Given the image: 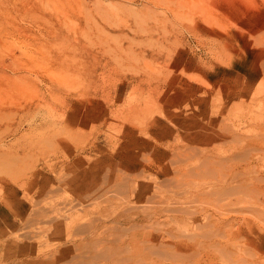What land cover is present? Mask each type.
Masks as SVG:
<instances>
[{"label":"rangeland","instance_id":"rangeland-1","mask_svg":"<svg viewBox=\"0 0 264 264\" xmlns=\"http://www.w3.org/2000/svg\"><path fill=\"white\" fill-rule=\"evenodd\" d=\"M72 2L0 31V264H264V82L201 71L264 0Z\"/></svg>","mask_w":264,"mask_h":264},{"label":"crops","instance_id":"crops-1","mask_svg":"<svg viewBox=\"0 0 264 264\" xmlns=\"http://www.w3.org/2000/svg\"><path fill=\"white\" fill-rule=\"evenodd\" d=\"M253 58V53L246 51L244 55L238 54L237 56H231L230 58L223 59V61H219L217 69L209 71V73L205 69H201V71L213 82L226 78L235 84L239 82L241 84L245 83L247 93L249 92L248 89L253 87V84L264 82L263 71L261 72L259 68L253 66L251 63ZM14 207L15 212L0 198V228L17 219V215L22 214L26 210L25 202L18 200L14 203ZM256 241L260 249L264 251V228H261L256 233Z\"/></svg>","mask_w":264,"mask_h":264},{"label":"bare ground","instance_id":"bare-ground-1","mask_svg":"<svg viewBox=\"0 0 264 264\" xmlns=\"http://www.w3.org/2000/svg\"><path fill=\"white\" fill-rule=\"evenodd\" d=\"M76 1H79V0H75V2ZM82 1L86 2L87 0H82ZM76 4H77V2H76ZM84 5H86V4H84ZM50 6L52 7L53 11H55L56 17H58V16L67 17L73 13V9H75V7H76L73 4L72 0H0V31H1V28H3L4 26H6V27L10 26L11 17L16 16L17 14H22L25 11H30L32 9L38 11V13H39V12H42L44 9H47ZM33 12H35V11H33ZM51 14H53V12L49 13V14H43V15L41 14V15L42 16L47 15L46 18L49 19L50 16H52ZM6 27H5V29H6ZM48 27L57 28L55 22H52L50 25H48ZM2 30L4 31V29H2ZM39 30H40V28H39ZM2 33L3 32H1V34ZM1 34H0V37H1ZM2 37H3V35H2ZM6 38H5V40H6ZM2 40L5 41L4 39H2ZM0 42H1V40H0ZM2 43H4V42H1V46L5 49L6 46L5 45L3 46ZM7 46H8V44H7ZM3 48L2 49L0 48V50H3ZM6 53H8V52L6 51Z\"/></svg>","mask_w":264,"mask_h":264}]
</instances>
